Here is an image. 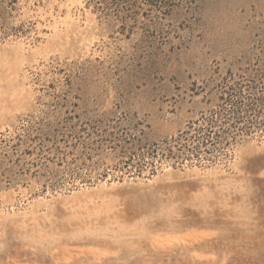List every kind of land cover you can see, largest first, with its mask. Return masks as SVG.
<instances>
[{
  "label": "rangeland",
  "instance_id": "obj_1",
  "mask_svg": "<svg viewBox=\"0 0 264 264\" xmlns=\"http://www.w3.org/2000/svg\"><path fill=\"white\" fill-rule=\"evenodd\" d=\"M262 59L264 0H0V264H264V133L140 158Z\"/></svg>",
  "mask_w": 264,
  "mask_h": 264
},
{
  "label": "trees",
  "instance_id": "obj_2",
  "mask_svg": "<svg viewBox=\"0 0 264 264\" xmlns=\"http://www.w3.org/2000/svg\"><path fill=\"white\" fill-rule=\"evenodd\" d=\"M218 91L213 108L175 137L153 144L147 156L140 155L142 165L146 159L152 166L162 161L173 167L185 162L214 164L228 157L242 139L264 133V59L246 75H229Z\"/></svg>",
  "mask_w": 264,
  "mask_h": 264
}]
</instances>
